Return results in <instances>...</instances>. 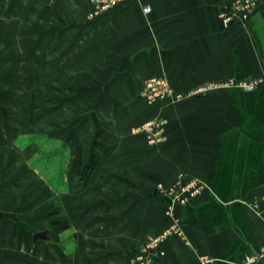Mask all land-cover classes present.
<instances>
[{"label":"crops","instance_id":"1","mask_svg":"<svg viewBox=\"0 0 264 264\" xmlns=\"http://www.w3.org/2000/svg\"><path fill=\"white\" fill-rule=\"evenodd\" d=\"M234 1L126 0L91 18L90 0H0V26L35 34L36 66H51L57 95L63 90L72 101L63 152L71 169L50 224L8 216L27 208L19 175L4 176L7 162H18L11 172L22 156L0 157V264H130L132 251L168 223L157 184L180 174L206 189L177 207L183 235L170 237L153 264H204L203 255L212 259L205 264H244L264 243V84L174 103L150 104L141 95L148 76L168 77L183 91L264 77V0L247 23L237 17L225 26L220 13ZM157 114L167 119L168 139L151 146L132 128ZM59 192L52 187V197ZM35 194L43 211L42 192ZM42 230L48 237H34Z\"/></svg>","mask_w":264,"mask_h":264},{"label":"rangeland","instance_id":"2","mask_svg":"<svg viewBox=\"0 0 264 264\" xmlns=\"http://www.w3.org/2000/svg\"><path fill=\"white\" fill-rule=\"evenodd\" d=\"M2 26V25H1ZM0 26V157H17L21 155L20 166L7 162L5 178L19 175L22 195L26 210L20 214L8 216L27 217L34 224L50 222L52 204L60 206L65 191L64 181L67 170L71 169L67 150V119L71 99L61 90L57 95L53 87L51 66H36L35 34H7V26ZM48 78L42 82L41 78ZM54 91V92H53ZM56 94V95H55ZM58 96V97H57ZM59 111V112H57ZM53 112L59 113L60 130L52 129ZM57 121V118H56ZM8 125L11 127H7ZM7 134L11 136H7ZM59 137V144L54 146L53 139ZM57 149L59 151H57ZM57 152L60 156L57 157ZM17 154L13 156L12 154ZM16 169V171H15ZM77 170V169H76ZM75 170V171H76ZM41 172L43 173L41 176ZM6 180V179H5ZM19 183V182H17ZM52 187L58 190V196L52 197ZM64 190V191H63ZM42 192L43 211L37 208ZM27 200V201H26ZM59 207L58 216L62 219L65 211ZM51 223V222H50ZM49 223V224H50Z\"/></svg>","mask_w":264,"mask_h":264},{"label":"built area","instance_id":"3","mask_svg":"<svg viewBox=\"0 0 264 264\" xmlns=\"http://www.w3.org/2000/svg\"><path fill=\"white\" fill-rule=\"evenodd\" d=\"M126 0H90L92 4L89 16L91 18L106 13L120 2ZM260 7L259 0H236L220 13V18L225 26H229L237 17L243 22L249 21L252 14ZM145 12H150L149 5L144 6ZM247 23V22H246ZM168 77L164 76H148L144 80L142 96L150 104L177 102L195 94L207 92L211 89L229 87L237 85L243 89L254 90L264 84V77H244L238 81L226 80L222 82L210 81L188 91L177 89ZM167 119L160 115H154L142 123L134 126L132 132L135 134H143L146 141L151 146H157L167 141ZM156 191L167 199L166 214L168 218L167 225L150 234L140 246L132 251L129 256L130 264H153L161 256L166 253V241L174 235H183L181 216L177 212V207L188 204L194 197L200 196L205 192L206 185L198 178H187L180 174L178 178L170 185L158 183ZM264 257V243L250 253H246L242 263L252 264ZM203 263H208L212 259L203 255L200 257Z\"/></svg>","mask_w":264,"mask_h":264},{"label":"trees","instance_id":"4","mask_svg":"<svg viewBox=\"0 0 264 264\" xmlns=\"http://www.w3.org/2000/svg\"><path fill=\"white\" fill-rule=\"evenodd\" d=\"M96 164H97V158L96 157H93V159L91 160V162L89 164L85 165V168H84L83 173H82L83 179L85 181L88 180V178H89L91 172L94 170Z\"/></svg>","mask_w":264,"mask_h":264},{"label":"water","instance_id":"5","mask_svg":"<svg viewBox=\"0 0 264 264\" xmlns=\"http://www.w3.org/2000/svg\"><path fill=\"white\" fill-rule=\"evenodd\" d=\"M47 235H48V232L46 230H42V231H37L35 233V236L34 237H36V238H38V237H44L45 238Z\"/></svg>","mask_w":264,"mask_h":264}]
</instances>
